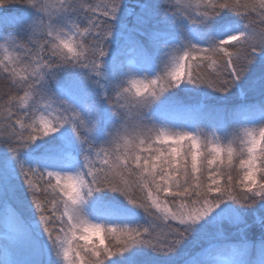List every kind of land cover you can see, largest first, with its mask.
I'll return each instance as SVG.
<instances>
[{
	"label": "snow or ice",
	"instance_id": "snow-or-ice-1",
	"mask_svg": "<svg viewBox=\"0 0 264 264\" xmlns=\"http://www.w3.org/2000/svg\"><path fill=\"white\" fill-rule=\"evenodd\" d=\"M0 77V264H264V0H0Z\"/></svg>",
	"mask_w": 264,
	"mask_h": 264
},
{
	"label": "trees",
	"instance_id": "trees-1",
	"mask_svg": "<svg viewBox=\"0 0 264 264\" xmlns=\"http://www.w3.org/2000/svg\"><path fill=\"white\" fill-rule=\"evenodd\" d=\"M19 9L18 8H13L12 14L15 15ZM7 90V81H5L2 77H0V95H2L5 91ZM185 102L186 103H195L199 97H185ZM258 115V114H257ZM170 118L177 120V121H187V120H196L200 121L203 125H208L212 123L213 117L211 115H206V114H199L197 112H172L170 113ZM235 175V173H233ZM6 212H10V210H4V212L0 213V246L1 244L3 245L2 239L6 237V234L2 235L3 231H6L5 225L8 224L9 222L7 221ZM9 231V229H8ZM12 234L13 232L10 231Z\"/></svg>",
	"mask_w": 264,
	"mask_h": 264
},
{
	"label": "rangeland",
	"instance_id": "rangeland-1",
	"mask_svg": "<svg viewBox=\"0 0 264 264\" xmlns=\"http://www.w3.org/2000/svg\"><path fill=\"white\" fill-rule=\"evenodd\" d=\"M4 210H10L11 212L12 209L11 206H9L7 209L0 208V213L4 212ZM5 229L6 231L2 232V235L6 234V237L2 239L3 245L1 244L0 246V260H12L15 259V256L12 254V250L20 242V236L17 233L15 226L10 223L5 225ZM10 231L13 233L11 234Z\"/></svg>",
	"mask_w": 264,
	"mask_h": 264
}]
</instances>
